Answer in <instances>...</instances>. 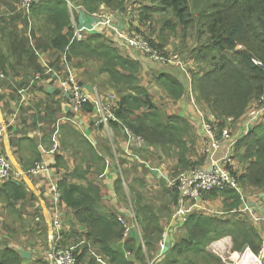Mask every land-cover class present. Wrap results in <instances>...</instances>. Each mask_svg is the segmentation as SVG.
<instances>
[{"label":"trees","instance_id":"trees-1","mask_svg":"<svg viewBox=\"0 0 264 264\" xmlns=\"http://www.w3.org/2000/svg\"><path fill=\"white\" fill-rule=\"evenodd\" d=\"M72 1L42 0L39 8L32 7V10L35 9L36 12L42 14L39 22V37L34 31L29 37L20 32L7 35L5 32L11 27L15 28L16 21L13 20L5 26L8 23L7 18H0L1 72L22 76V79H27L31 71L34 72L31 76L33 79L50 75L39 62L40 55L46 53L47 50L54 53V61L50 64L54 69L60 68L59 62L63 52H67L66 60L77 59L79 61L77 65L84 68H87L92 60L97 59L100 61L99 71L109 77L108 84L120 92L121 100L116 114L124 123L123 126L144 136L151 147L163 148L167 153L175 151L179 159L178 167L187 169L196 165V162H187L190 153L188 140H191L193 135L191 126L186 124L180 116H168L154 107L150 92L139 82L138 74L141 66L135 60L125 58L120 53L117 47L118 38L113 31L87 33L84 39L77 40L69 8ZM81 1L92 12L99 10L103 4L122 13L127 11L129 4L135 0ZM151 1L175 19V21H167L173 25L174 31L180 28L184 36L189 27L196 28L193 34L196 41L189 50L195 58L197 68L193 70L194 72L190 70V83L197 102L195 106L192 105L195 110L202 113L206 120H211L213 124H216L217 128L221 120L242 118L247 113L251 102L264 94V65L255 63V60H262L264 64V1ZM32 10L30 14H26L23 10L16 13V18H26L24 20L26 28L30 26ZM167 22H165V27ZM201 28L206 29L204 33L208 36L205 40L199 38ZM145 38L153 47H156L154 40L146 35ZM184 40H187L186 36ZM159 46L162 47V44ZM171 73L161 74L158 77V85L172 98L179 99L189 90L181 79L183 74L180 71L172 69ZM132 89L137 94L131 93ZM86 108L91 109V107ZM255 124L253 131L240 140L238 145L237 157L241 162L242 171H237L236 177L242 189L262 190L264 189V115ZM91 149L93 151L91 159L100 161L101 172H104L105 160L97 151ZM143 157L150 158L148 155H143ZM127 163L136 168L133 161H127ZM180 172L176 171L173 175ZM72 174L77 176L78 168L71 173V178ZM138 182L140 185L145 184L143 180H138ZM60 189L61 200L72 210L68 217L75 218L77 224H81L83 231L79 232L74 229L70 233L67 230L63 233L66 237L65 241L62 244L59 240V243L62 246L78 245L76 253L79 263L103 264L99 258L107 264L145 262L141 244L137 245L130 240L124 246L119 244L124 238V228L119 220L121 214L105 206L99 184L89 181L87 185H84L64 179L60 183ZM165 190L170 197L169 202L166 203V217H170L179 203V194L167 184ZM135 194L143 197L139 191H135ZM25 195L26 191L19 183L0 184V198L3 196L9 203ZM218 195L225 197L226 201L231 200L224 207L227 211L238 208L242 204L241 194L237 189L216 190L212 196ZM131 197L135 198L133 203L137 207L143 224L142 233L148 245L147 249L152 251L157 246H161L160 242L164 239V227L161 224L163 214L159 216L153 210L158 217L152 212L148 215L145 211L148 207L143 208L140 205V199L136 200L135 195ZM173 206H175L174 209ZM153 220L155 225L152 228ZM172 226V246L165 253L166 255H161L159 262H157L159 257L156 259V264H162L164 259L166 260L164 264H223L220 257L208 250V246L215 238H221L226 232L232 235L234 249L237 251L249 246L258 253L263 245V239L252 222L246 217L235 216L234 213L209 217L194 211L184 225L180 226L177 223ZM183 227H185V235L181 238L174 236L175 231ZM0 231H4V228ZM154 231H156L155 234ZM6 239L3 240V247H0V264H23V257L12 243L15 238L10 237L9 239L7 234ZM0 243L2 244L1 235ZM128 249L135 252L134 260L127 256ZM201 260L202 263H200Z\"/></svg>","mask_w":264,"mask_h":264},{"label":"crops","instance_id":"crops-1","mask_svg":"<svg viewBox=\"0 0 264 264\" xmlns=\"http://www.w3.org/2000/svg\"><path fill=\"white\" fill-rule=\"evenodd\" d=\"M20 3L19 0H0V18L5 17L8 20L5 26L9 25L13 20L16 21V27L7 29L5 34L12 35L13 33L15 35L20 32L29 37L32 36L31 32L34 31L39 37V22L42 14H39L33 9L30 26L26 28V22L24 21L26 18H16V13L21 10ZM39 4L40 2L35 3L32 7L39 8ZM69 8L75 31L77 27L92 28L95 21H97L95 15L99 12L102 13V11L112 13L126 31H133L132 25L137 26V19L135 21L132 20V12L129 9L122 13L117 11L115 13L114 10H109V7L102 4L99 10L92 12L85 7L81 0H73ZM101 30L102 33L112 32L109 28L105 27H102ZM91 34L94 33L91 32ZM117 47L125 58L135 60L139 63L141 66L140 74H142L143 70V72L148 74L147 78L150 76L156 80L157 84L155 83L153 85L156 92L150 90L152 103L155 104L154 107L162 110L166 115L180 116L193 129L191 140H188L190 153L188 154L187 162H197L198 164L196 165L208 168L212 157H221L227 153L231 155V165H234L236 168L232 172L235 178H237L236 172L242 171L240 169L242 168L240 165L241 162L237 157L238 145L240 140L246 138L253 131V128H248L247 125L248 121L246 118L248 117V111L238 120L229 119V121L221 120L220 123L218 122V130L220 133L224 130H229L239 141L234 147H231L229 140H223L221 147L207 156L203 153V148L209 142L208 136L202 130L201 121L203 115L193 107L195 105L192 102L194 94L191 89V83L189 82L186 85L189 91L183 97L174 99L158 85V77L164 72L172 74V69L174 70L175 67L170 65L163 66L157 62L149 64L146 56H141L139 54L140 52L132 49L121 40H117ZM126 48L130 50L125 52ZM63 56L64 52L60 58V68H56L58 72L57 77L45 75L34 80L31 77L34 72L31 71L27 79H22V76H14L11 73H3L0 70V125L5 126V134L1 146L3 153L9 158L15 169L28 170L41 160L45 161L49 166L47 172L27 176L18 182H2L19 183V185L24 187L26 195L19 199H13L10 203L3 196L0 198V229L4 228V231L8 232L9 239L10 237L15 238L12 241L15 248L30 250L31 259L35 257V252L42 255V257L37 258L35 261L23 258V264H31L32 262H34L32 264H39L43 260L46 264H49L48 252L51 247V230H54L56 237L60 238L59 240L62 244L66 239L63 236L65 231L69 230L70 233L74 229H77L79 232L83 231L79 226H73L77 225L75 218L68 217L71 215L72 210L61 200L60 183L64 179H70L78 183L76 175L72 174L71 178V173L83 164H94L93 161L86 157L87 151L90 152V156H93L91 149L93 148L105 160V169L101 175L98 174L101 177L93 176L91 178V176L87 175V181L82 182L86 185V182L88 183V181L95 180L96 178L101 180L97 184L101 187V194L103 195L105 206L111 211L119 212L121 214L120 216L126 217L127 224L131 226L129 233L126 235L124 229V238L119 244L124 246L129 240L132 243H137V245L138 243L141 244L148 263L150 259L145 247L143 233L133 213L128 209L130 201L126 197L131 193L135 194V191L140 192L142 190L138 180H143L149 189L151 186L157 188V185L162 184L166 186L168 178L176 176L173 175L176 171L180 172L185 168L178 167V155H176L172 148L174 152L170 151V153H167L163 148L156 149L150 147L146 150L143 146L142 149H145V153H143L150 158L145 159L141 157L140 159L142 161L139 162L135 158L128 156L127 151L131 152L132 145H129V134L125 131V127L116 121H112L108 125H97L93 107L89 104H85L83 107L74 105L69 96L63 91L61 83L70 71L69 69H71L78 81L87 90L92 91L96 86L101 90L99 85H103L106 89H103L101 94L107 97L111 104L116 102L119 105L121 100L119 90L108 84V75L102 74L99 71L100 63L98 65L88 64L87 68H84L77 65V63L79 64L77 59L66 60ZM43 61L51 64L54 61V53L51 50L42 53L39 62L43 64ZM176 71H179V69ZM138 76L141 81L143 77L139 74ZM30 78H32L31 81ZM143 83L146 84L144 80ZM144 84L142 85L145 86ZM23 88L26 89V98H23L20 92ZM112 94L115 98L111 97ZM259 97L254 100H257ZM86 107H91V109ZM229 126L231 129H229ZM54 148H56V151L52 152ZM127 161H133L136 166L141 163L144 165L138 166L139 170H136L134 166L128 163L132 167L134 174L131 173V176L129 175L127 177L124 174L126 168L129 167ZM154 179L160 181V183L157 184V181ZM53 186H57L59 192ZM242 191L247 195L248 202L254 208L255 214L259 217H264V189L244 188ZM212 195L213 192L207 196L209 207H212L214 210L227 211L224 207L231 200L226 201V198L223 196L218 195L213 197ZM241 205L238 208L232 209L233 211L228 210V212H234L235 209H238L236 211L238 212L241 209ZM195 212L209 217H215L213 214L206 212V210L202 211L199 208H196ZM58 215L62 226L58 230H55L53 222ZM235 216L239 215L235 214ZM242 216L252 222L263 239L262 247H264V220L261 219L256 222L251 215L240 214V217ZM67 218L72 219L73 222ZM168 218L170 217L163 218L161 221L164 227L163 240L167 236H170L172 246V225L177 223L169 226L170 222ZM79 225L81 226V224ZM182 225L184 224H180V226ZM184 235L185 227L179 228L174 233V236L180 238ZM9 239L8 242L10 241ZM221 241L224 248H227L226 244L228 245L230 242L234 243L232 235L226 232L221 238H215L208 246V250L212 248L213 243H221ZM160 243L161 246H157V255L153 254L154 258H152V261L155 260L156 262V259L159 257L157 259V262H159L163 241ZM0 247H3V245L0 244ZM126 253H128L129 258H135V252H132V250L130 251L128 249ZM165 261L164 259L162 264Z\"/></svg>","mask_w":264,"mask_h":264},{"label":"built area","instance_id":"built-area-1","mask_svg":"<svg viewBox=\"0 0 264 264\" xmlns=\"http://www.w3.org/2000/svg\"><path fill=\"white\" fill-rule=\"evenodd\" d=\"M42 0H22L20 1V9L23 10L26 14H30L32 6L35 3L41 2ZM97 21L92 28H78L75 31V36L77 40L81 41L85 38V34L93 32L96 27H105L113 31L117 38L125 42L128 46L133 49L140 51L143 49L145 53L150 55L156 60H159L163 63L173 64L181 68L186 73L190 74L191 63L185 61L180 55H165L160 50L152 47L147 39L141 34L129 33L126 31L116 20L115 16L109 12L97 13L95 15ZM42 55V54H41ZM40 55V56H41ZM144 56L147 57L146 54ZM64 59L67 58V52H64ZM255 63L264 65L262 60H255ZM42 66L46 68L47 73L52 77H57L58 72L49 62L43 61ZM67 76L62 80V89L69 96L72 103L78 107H83L85 104H89L93 107L95 113V122L97 125H108L112 121L119 122L123 125V122L117 117L116 110L119 108V105L114 102L113 104L109 103V99L102 94H100L96 88L92 91L87 90L84 86L78 81L74 72L69 69ZM36 77L34 80L38 79ZM23 95V98H26V89L23 88L20 91ZM112 98L115 96L112 94ZM193 104H197L194 97H192ZM202 114V113H201ZM203 115V114H202ZM264 115V94L261 95L257 100L251 102L248 107V128H251L252 125ZM213 119L214 116H213ZM202 130L208 136V143L205 144L203 148V153L207 156L218 150L223 140H229L231 147L239 141L236 136H233L229 130H224L222 133L218 130L216 124H213L211 120H206L204 115L202 118ZM125 131L129 134V145H132L131 136L132 133L125 127ZM218 132V133H217ZM5 134V126L0 125V183L2 182H18L23 178L40 172H47L49 166L45 161L41 160L33 168L29 170H20L15 169L9 160V158L3 153L1 146L3 144V137ZM56 148L52 149V152H55ZM127 155L133 158V154L127 151ZM140 160V159H139ZM141 161V160H140ZM232 163L231 155L225 154L221 157L216 156L212 157L210 160V166L208 168L203 167H193L191 169L183 170L174 177L167 179V185L170 188H175L179 194V203L175 207L174 211L170 216L171 226L174 223L185 224L191 214L195 211L196 208L210 214L213 216H223L229 213L235 214H247L251 215L256 222L261 219L264 220V217H259L255 214L254 208L248 202L247 195L242 191L241 185L239 184L237 178L233 175V172L230 168ZM53 188L59 192L57 186ZM227 188H235L239 190L242 198L241 209L236 212L238 209H235L234 212H228L225 210L212 209L209 207V196L212 192L216 190H224ZM119 220L124 226L125 235L130 231V224H127L126 218L124 216H119ZM62 226L59 215L55 218L53 222V227L55 230H58ZM60 238L56 237L54 230H51L50 240L51 247L48 252V262L49 264H79L78 255L76 253L78 245L62 246L58 240ZM215 246V248H214ZM214 253L218 255L223 261L228 259L227 264H264V247L257 253L251 247L246 246L241 251L232 252L230 249L223 247V243L217 242L212 246ZM215 249V250H214ZM225 254H228L225 256ZM128 256V253H127ZM99 261L104 262L99 258ZM155 260H149L147 264H155ZM106 264V263H105Z\"/></svg>","mask_w":264,"mask_h":264},{"label":"rangeland","instance_id":"rangeland-1","mask_svg":"<svg viewBox=\"0 0 264 264\" xmlns=\"http://www.w3.org/2000/svg\"><path fill=\"white\" fill-rule=\"evenodd\" d=\"M190 4H192V3H190ZM128 9L132 12V17H131L132 20L133 21H135L136 19L138 20L137 26L132 25L133 31L141 33L144 36L146 35L149 39L154 40L156 42V43H154V45L157 47V48L156 47H154V48L161 50L164 54H169L171 56L172 55H180L185 61L191 63L192 72H194L193 70H197L195 58L189 52L191 46L194 45V43L196 41V38L193 37V34L196 31L195 27H189L188 28L186 34L184 35V36H186V39H187L185 41L184 36L182 35V31L180 30V28L177 31H174L173 25L170 24L169 22H167L170 20L175 21V19L172 18L170 16V14H168L167 11L157 7V5L155 3L153 4V2L151 0H135L129 4ZM109 10H113V9H109ZM114 12L117 13L115 10H114ZM165 22H167L166 27H165ZM101 28L102 27H96L95 30L93 31V33L95 34V33L101 32L102 31ZM137 29H139V30H137ZM204 32H206V29L201 28L199 31L200 40L201 39L205 40L207 38L208 35ZM145 39H147V38H145ZM160 44H162V47L159 46ZM129 50L130 49L126 48L125 52H127ZM139 50L140 51H138V52H140L139 54L141 56H143L144 54L147 55V62L149 64H153L154 62H157L158 64L163 65V66L169 65V64H165L163 62H160L159 60L154 59L153 57H151L150 55L145 53V51L143 49H139ZM99 63H100L99 60L94 59L89 64L98 65ZM174 70H177V68H175ZM139 75L141 77H143V79L139 82L141 84H144L143 80H144V82H146V84H144V85H145L146 89L148 90V92H150V90L156 92V89L153 86L156 83V80L154 78H151L150 76H149V78H147L148 74L143 72V70H142V74L139 73ZM99 86L101 87V90L97 86H96V90L101 94V91L103 89H106V88H104L103 85L102 86L99 85ZM131 93L137 94L134 89L131 90ZM167 115L171 116L169 114H167ZM229 129H231L230 126H229ZM131 141H132V147H131L130 151L133 154V156L136 157L135 160H137V162H139L141 160L140 158L143 157V155H145L144 150L149 149L151 146L149 145L147 139L144 136L139 135L135 132L132 133ZM143 146L145 149H142ZM86 157L89 160L93 161L94 164H92V165L83 164V165L77 167L78 168V174L76 176V179L78 178L77 179L78 182L87 181V175L91 176V178H92L93 176L101 177V176H98V174H102L101 169H100V165H102L101 162L98 160L91 159L90 157H92V156H90L89 151H87ZM83 160H84V158H83ZM196 164H198V163L196 162ZM141 165H144V164L141 163L140 165H137L136 169L139 170L138 166H141ZM193 167H200V166L199 165H192V166L188 167L187 169H191ZM230 168H232L231 170L236 169L234 165H230ZM183 170H186V169H183ZM131 173L134 174V171H133L132 167L129 165V167L126 168V170L124 171V174L128 177ZM92 181L93 182L95 181L96 182L95 184L101 182V180L99 178L98 179L96 178L95 180H92ZM155 181H157V180H155ZM161 181H163V180H161ZM82 183L85 184L84 182H82ZM88 183H89V181H88ZM88 183L86 182V185ZM159 183H160V181H157V184H159ZM141 187H142L143 191L141 190L140 193H142L143 197H139L138 195L131 193L126 198L129 199V201H130L128 209L133 213L135 220L139 224V227L141 228V230H143V227H142L143 224H142L141 218H139V215H138L139 212L136 209L137 207H136L135 203H133L135 198H132L131 195H135L136 200H138V198L140 199L139 200L140 205L143 206V208L148 207L147 209H145V211L148 215H150L151 212L156 217H158L157 215L161 216L163 214V216H161L162 219L167 218L166 217V215H167L166 203L169 202L170 197L165 190V187H166L165 184L157 185V188H154L153 186H151V188L149 189L146 187V185L144 183H141ZM173 189H175V188H173ZM176 190L177 189H175V191ZM122 200H123V198H122ZM147 202H150V203L147 204ZM126 207H127V205H126ZM153 210L155 211V213L157 215L153 212ZM169 220H170V218H168V221ZM72 222H73V220H72ZM154 225L155 224H154V220H153V224H151V227L153 228ZM73 226H79L80 229L82 228V226H80L79 224L73 225ZM155 232L156 231H154V234H155ZM7 234H8L7 231H0L1 242H2V244L0 243L1 245H3V240L6 239ZM145 247H146V249L148 247L146 242H145ZM226 247H227V250L231 249L232 252L237 251L234 249V243L230 242V244H228V245L226 244ZM214 248H215V246H214ZM212 250H213V247L210 249V251L212 253H214V251H212ZM147 252L149 255V259L153 260L152 259V258H154L153 254L157 255V247L152 251H148V249H147ZM227 255L228 254H225V256H227ZM216 256H218V255H216ZM40 257H42V255L35 252V257L32 259L30 258L29 260L35 261L37 258H40ZM43 262H44V260L41 261L39 264H41ZM202 262L203 261L201 260L200 263H202ZM227 262H228V259L226 261L222 260L223 264H227ZM32 263H34V262H32ZM146 263H147V261L145 258V262L141 263V264H146Z\"/></svg>","mask_w":264,"mask_h":264},{"label":"water","instance_id":"water-1","mask_svg":"<svg viewBox=\"0 0 264 264\" xmlns=\"http://www.w3.org/2000/svg\"><path fill=\"white\" fill-rule=\"evenodd\" d=\"M181 79L185 85H187L189 83L188 80L184 76H182ZM170 248H171V237L167 236L166 239L163 241L161 255L167 253ZM17 250H19L21 256L24 259H30L31 258V251L30 250L18 249V248H17Z\"/></svg>","mask_w":264,"mask_h":264},{"label":"clouds","instance_id":"clouds-1","mask_svg":"<svg viewBox=\"0 0 264 264\" xmlns=\"http://www.w3.org/2000/svg\"><path fill=\"white\" fill-rule=\"evenodd\" d=\"M128 32L129 33H137V34H141V33H138V32H136V31H131V30H128ZM141 35H143V34H141ZM144 36V35H143ZM145 37V36H144ZM119 40V39H118ZM148 41V40H147ZM123 42V41H122ZM149 42V41H148ZM125 43V42H124ZM150 44V43H149ZM151 45V44H150ZM152 46V45H151ZM130 47V46H129ZM153 47V46H152ZM132 48V47H131ZM133 49V48H132ZM161 51V50H160ZM162 52V51H161ZM165 55H169V54H165ZM161 62V61H160ZM165 64H169V63H165ZM170 66H173V67H175V68H177V69H179V71L183 74L182 76H184L187 80H188V82H191V72H190V74H188V73H186L185 71H183L181 68H179V67H177V66H175V65H173V64H169ZM192 69V67L190 68V70ZM189 70V71H190ZM181 76V77H182ZM189 84V83H188ZM187 84V85H188ZM191 89H192V87H191ZM193 91V90H192ZM255 124V123H254ZM254 127V125L251 127V128H253ZM33 168V167H32ZM24 170H26V169H24ZM29 170V169H28Z\"/></svg>","mask_w":264,"mask_h":264},{"label":"bare ground","instance_id":"bare-ground-1","mask_svg":"<svg viewBox=\"0 0 264 264\" xmlns=\"http://www.w3.org/2000/svg\"><path fill=\"white\" fill-rule=\"evenodd\" d=\"M175 1V0H174ZM173 1V2H174ZM264 1V0H263ZM154 4V3H153ZM183 9V8H182ZM239 19V18H238ZM240 20V19H239ZM138 21V20H137ZM238 21V20H237ZM240 24V23H239ZM235 26V25H234ZM187 28V27H186ZM238 29H239V27H238ZM212 31V30H211ZM234 31V30H233ZM233 36V35H232ZM221 47V46H220ZM257 70V69H256ZM193 96V95H192ZM219 116V115H218ZM225 119V118H224ZM233 120V119H232ZM251 192V191H250ZM262 194V193H261Z\"/></svg>","mask_w":264,"mask_h":264}]
</instances>
